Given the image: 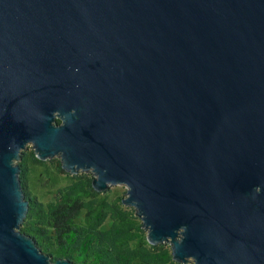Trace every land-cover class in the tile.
Masks as SVG:
<instances>
[{
    "label": "water",
    "instance_id": "1",
    "mask_svg": "<svg viewBox=\"0 0 264 264\" xmlns=\"http://www.w3.org/2000/svg\"><path fill=\"white\" fill-rule=\"evenodd\" d=\"M28 145L177 262L264 264V0H0V264H74L19 231Z\"/></svg>",
    "mask_w": 264,
    "mask_h": 264
},
{
    "label": "trees",
    "instance_id": "2",
    "mask_svg": "<svg viewBox=\"0 0 264 264\" xmlns=\"http://www.w3.org/2000/svg\"><path fill=\"white\" fill-rule=\"evenodd\" d=\"M59 122V120H57ZM20 184L29 201L19 231L52 261L74 264H182L168 243L152 244L125 192L98 191L92 174H71L57 158L41 160L31 146L20 154Z\"/></svg>",
    "mask_w": 264,
    "mask_h": 264
},
{
    "label": "rangeland",
    "instance_id": "3",
    "mask_svg": "<svg viewBox=\"0 0 264 264\" xmlns=\"http://www.w3.org/2000/svg\"><path fill=\"white\" fill-rule=\"evenodd\" d=\"M28 146H29V145H28ZM57 159H58V158H57ZM88 173H89V172H88ZM109 189L113 190L114 193L116 192V193H120V194H122L123 192L126 191V186L123 185V184H117V185H112V186H110ZM124 196H125V194H124Z\"/></svg>",
    "mask_w": 264,
    "mask_h": 264
}]
</instances>
